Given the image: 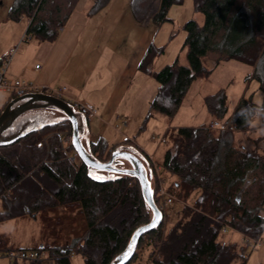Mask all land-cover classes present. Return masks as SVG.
I'll return each mask as SVG.
<instances>
[{"label": "trees", "instance_id": "obj_1", "mask_svg": "<svg viewBox=\"0 0 264 264\" xmlns=\"http://www.w3.org/2000/svg\"><path fill=\"white\" fill-rule=\"evenodd\" d=\"M109 1L90 0L88 13L99 11ZM78 2L14 0L9 16L28 21L30 38L54 41ZM182 2L131 0L130 7L142 26L150 22L161 25L171 20L170 8ZM193 6L205 19L203 24L195 19L184 24L188 63L175 61L152 71L153 61L163 49L151 44L139 65L154 73L161 83L151 110L157 108L170 118L194 80L211 74L212 68L207 65L210 53L218 54L215 65L230 58L254 65L253 76L264 92V0H193ZM13 97L16 95H11L0 113ZM205 103L214 117L228 115L225 89L207 95ZM257 108L252 100L242 98L232 118L237 128L251 126ZM148 118L149 113L143 125ZM61 131L72 133L67 118L0 146V223L37 214L42 227L30 250L47 252L54 264H72L74 253L81 254L86 264H109L126 247L134 230L150 221L152 211L137 178L95 173L82 160L72 163L66 152L56 150ZM167 135L161 172L172 178L167 189L183 206L167 233L162 222L141 237L137 249L145 243L158 246L152 264H246L247 245L220 237L225 227L241 233L246 244L249 238L259 240L264 236V147L247 149L234 130L207 126H181ZM125 141L122 144L128 145L130 140ZM122 144L111 146L101 137L91 141L90 150L106 161L111 149ZM140 151L152 167L149 156ZM154 178V198L160 205L159 181ZM2 242L0 239V249L6 245ZM141 261L136 252L126 264H143ZM12 264L42 262L25 259L13 260Z\"/></svg>", "mask_w": 264, "mask_h": 264}, {"label": "rangeland", "instance_id": "obj_2", "mask_svg": "<svg viewBox=\"0 0 264 264\" xmlns=\"http://www.w3.org/2000/svg\"><path fill=\"white\" fill-rule=\"evenodd\" d=\"M1 1L3 3L0 4V58L2 60L5 56L9 55L12 48H15L18 52L21 51L23 46L24 50H22V52L24 53L22 56L24 58V56L29 55V44L30 46L34 45L37 39L28 36L26 28L27 24L25 22L10 18L9 11L14 0H0V2ZM126 1L127 0H118L117 3H125ZM120 8L122 10L123 5H121ZM123 14H127L125 16L129 15L135 19L132 9L123 11ZM168 16L171 20H167L161 25H156L150 22L142 26L136 20L138 24L141 25L142 32H145L147 38L150 39V44H153V46H156L158 49H163L155 57L151 65L152 71H158L165 65L172 64L175 61H179L181 64H187V47L184 43L186 31L184 29V24L190 19H195L200 24H203L205 19L202 12L195 10L193 0H183L181 4H174L170 8ZM131 34H133L134 40H138L140 33L136 34L133 31ZM114 48H117V45L114 46ZM130 49V46H127L124 51H120V63H118V66L113 70L106 73V80H109L108 87L114 83V79L120 71L119 67H121L123 63V57L126 58L128 56ZM4 50L6 51L4 52ZM217 56V53L209 54L207 65L212 68L211 74L207 77H200L194 80L179 109L172 118L157 108L151 110L152 100L159 91L161 83L155 74L150 72L149 69L142 70L143 79L141 82L143 86L138 87L136 94L131 96V103L134 104L132 110H134V113H138L140 119H143V121L146 119L148 113L149 118L145 122V125H143L142 121V124L138 129V135H135L137 136V141L144 143V148L147 153L143 149L141 150L149 156L153 169L155 167V170L158 171L154 179L159 181V190L164 188L168 191L167 185L172 181L170 176H164L163 172H161L162 168L160 165L167 149V133L169 130H173L177 128V126L183 125H192L193 127L207 126L213 130H222L221 125L224 122H232L235 124L232 121L235 112L230 116L228 113L225 118L220 119L214 117L206 106L205 97L220 89H225L229 95L230 112L234 110V107L242 98L250 99L258 105L251 126L247 128H237L238 126L236 125L237 127L234 132L238 134L242 145L247 149L251 150L257 149L258 147H264V110H261V106L264 107V92L260 88L258 80L253 76L255 66L235 58L223 59L218 65H215L214 59ZM137 79L139 81L140 77L138 76ZM11 95V92L7 89L0 90V108L9 100ZM66 100L69 101L68 99ZM56 116H62V113L58 112ZM85 116L89 119L92 115ZM123 117L131 119L129 114H126ZM99 119V117H96L90 122L94 134H100L99 132L103 128L100 125ZM217 122L219 124H217ZM69 134L72 133L61 131V141L64 139L63 142H65V138ZM113 135L116 136L114 133ZM95 137V139H97L99 136L96 135ZM118 137L119 134L116 139ZM125 140L116 143L122 144L123 142H126ZM110 142L111 144H109L111 146L112 144H115L113 143L114 141ZM128 142V145L131 144L136 147L134 145V143H136L134 140ZM126 144L124 143L122 145ZM141 146L143 145L141 144ZM69 147L70 146H66V149L63 150L66 152L67 157L68 153L72 152ZM136 148L140 150L138 147ZM114 149L112 148L111 150L113 151ZM125 162V165L130 166L128 161ZM148 167L153 170L150 165ZM153 172L154 171L150 173L151 183L153 182V177L151 175L154 174ZM105 173L107 174L109 172ZM168 193L171 194L169 191ZM171 195L174 197L172 203L167 204L165 200L163 202V199L160 198V202H163L162 205L167 204L165 210L161 209L164 214L162 221L164 233H167L173 226L179 216V211L183 206V202L179 201L175 195ZM193 199L194 197L191 198V201H193ZM158 206L161 207V205ZM58 209H61V207ZM40 227H42L40 217H38L37 214L33 217L29 213L26 217H17L0 223V239L1 242L3 241L6 244L5 248L0 249V264H12L13 260L8 258L6 254L10 249H18V247H21L20 249L30 250L29 248H33L35 246L34 241L39 237ZM242 236L243 235L237 230L232 229L231 227H225L220 238L224 241H236L240 245H247L248 258L246 264H264V236L259 240L249 238L250 243L247 242L248 244H246L244 240L245 238ZM149 241L151 242V240H148V242ZM11 245L13 246L12 248L10 247ZM153 251L154 254L152 255ZM158 251V246L149 243H145L137 249V253L141 256V262L143 264H152V259L157 255ZM43 255L48 261L49 256L47 252H44ZM71 263L86 264L84 257L77 253L72 255ZM238 263L239 262L235 261V264Z\"/></svg>", "mask_w": 264, "mask_h": 264}, {"label": "crops", "instance_id": "obj_3", "mask_svg": "<svg viewBox=\"0 0 264 264\" xmlns=\"http://www.w3.org/2000/svg\"><path fill=\"white\" fill-rule=\"evenodd\" d=\"M117 2L118 0H110L105 7L89 14L90 0H79L54 41L37 40L34 45L29 44V55L24 58V46L21 51L16 50L9 65L8 77L33 81L42 87H66L65 99L82 100L95 109L89 119L85 116L89 127L85 139L96 142L99 137H103L110 144V141L116 143L129 139L134 140V145L145 151L144 143L137 141L135 135L143 119L132 110L134 104L131 103V96L136 94L138 87L143 86V71L139 65L151 41L142 32L136 18L123 14V11L131 9V0ZM19 21L25 22L26 28L28 27L25 18ZM133 31L140 33L138 40H134L131 34ZM116 45L117 48H114ZM127 46L131 48L129 54L126 58L123 57L120 71L114 83L108 87L106 73L118 66L121 60L120 51H124ZM4 52L2 53L5 54ZM37 64L40 67H36ZM239 102L232 112H228L229 116L235 112ZM126 114L131 119L123 117ZM96 117L100 118V125L103 127L100 134H94L90 123ZM96 135L99 136L97 139Z\"/></svg>", "mask_w": 264, "mask_h": 264}, {"label": "water", "instance_id": "obj_4", "mask_svg": "<svg viewBox=\"0 0 264 264\" xmlns=\"http://www.w3.org/2000/svg\"><path fill=\"white\" fill-rule=\"evenodd\" d=\"M52 111L62 113L54 116ZM60 118H67L72 124V145L80 159L90 171L109 172L111 175H130L138 179L143 197L152 211L150 221L138 226L132 233L126 247L109 264H126L137 252L141 237L158 227L164 214L155 201L150 179L151 168L144 154L132 145L115 148L106 161L98 159L90 150L91 141L85 139L89 132L85 115L76 110L64 98L43 91L28 92L13 97L0 113V146L11 144L21 137L40 128L53 124ZM128 161L130 166H124Z\"/></svg>", "mask_w": 264, "mask_h": 264}, {"label": "built area", "instance_id": "obj_5", "mask_svg": "<svg viewBox=\"0 0 264 264\" xmlns=\"http://www.w3.org/2000/svg\"><path fill=\"white\" fill-rule=\"evenodd\" d=\"M16 52L15 48H12L9 55L5 56L0 61V90L1 89H7L11 92L12 95H23L28 92H36V91H43L49 94L56 95L58 97L64 98V90L66 87H60V88H51V87H42L34 83L33 81L25 80V79H19V78H9L8 77V68L12 59V56ZM36 67H40V64H37ZM71 104L75 107L76 110L82 112L84 115H93L95 112V109L92 105L88 104L85 101L72 99L69 100ZM261 110H264V107L261 106ZM217 124H219L217 122ZM236 124H233L232 122H224L221 125L222 129L226 130H235ZM61 133H59L60 135ZM64 139L61 141V143L56 146V150H65L66 146L72 145V134H69L65 138V142H63ZM72 163H80L81 159L78 154V152L73 149L71 153H68L67 157ZM155 165V164H154ZM153 171V170H152ZM154 174H151L152 177H155L156 173H158L157 170H155L154 167ZM159 196L161 199L166 201V203H172L174 201V197L168 193L167 190L164 188H161L159 190ZM163 202H160L161 209L165 210L166 205H162ZM44 252H39L36 250H27V249H10L8 250L7 257L11 260H39L42 262V264H54L53 260L49 258V260H46V257L43 255ZM52 260V261H51Z\"/></svg>", "mask_w": 264, "mask_h": 264}, {"label": "flooded vegetation", "instance_id": "obj_6", "mask_svg": "<svg viewBox=\"0 0 264 264\" xmlns=\"http://www.w3.org/2000/svg\"><path fill=\"white\" fill-rule=\"evenodd\" d=\"M57 113H58V111H52V112H51V114L54 115V116H56ZM125 163H126V162H124L123 165H124V166H127V165H125Z\"/></svg>", "mask_w": 264, "mask_h": 264}, {"label": "bare ground", "instance_id": "obj_7", "mask_svg": "<svg viewBox=\"0 0 264 264\" xmlns=\"http://www.w3.org/2000/svg\"><path fill=\"white\" fill-rule=\"evenodd\" d=\"M71 147V146H70ZM70 149V148H69ZM69 161V160H68Z\"/></svg>", "mask_w": 264, "mask_h": 264}, {"label": "snow or ice", "instance_id": "obj_8", "mask_svg": "<svg viewBox=\"0 0 264 264\" xmlns=\"http://www.w3.org/2000/svg\"><path fill=\"white\" fill-rule=\"evenodd\" d=\"M90 175H91V172H90Z\"/></svg>", "mask_w": 264, "mask_h": 264}]
</instances>
